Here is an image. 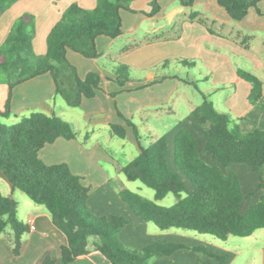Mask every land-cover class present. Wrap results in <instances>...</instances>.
I'll return each instance as SVG.
<instances>
[{
    "label": "crops",
    "instance_id": "obj_1",
    "mask_svg": "<svg viewBox=\"0 0 264 264\" xmlns=\"http://www.w3.org/2000/svg\"><path fill=\"white\" fill-rule=\"evenodd\" d=\"M152 2L135 0L130 5L133 12L121 11L123 35L117 39L97 38V59L85 58L71 50L67 52V59L77 68L82 80L89 73L100 75L101 89L94 98L84 99L79 107H70L56 94L54 80L46 74L16 86L12 90L10 114L4 116L10 89L7 83L0 81V121L10 126L32 113H43L56 115L69 123L77 139H58L40 151V158L49 166L65 163L73 174L82 178L83 185L90 190L88 208L92 214L124 217L129 221L120 233L125 246L142 249L162 243L187 247L169 257L153 258L149 264H222L215 256L225 255V264H230L234 260L233 253L218 240L177 229L161 231L154 224L143 222L121 200L119 193L129 190L154 200L155 193L151 195L141 182L127 179L123 168L140 155L141 147L147 148L164 137L168 145L169 168L177 172L174 140L184 130L195 137L199 154L206 164L220 168L226 176H238L244 194L242 214L261 199L264 189L259 190V176L247 165L223 166L205 153L207 140L199 122L192 116L199 105L196 101L190 102L184 91L194 87L200 97V92L204 93L217 110L230 113L245 134L264 130V112L251 106V86L237 75L240 69L257 76L264 84V0L251 8L240 22L232 20L215 0H195L190 10L179 4V0H159L160 12L149 17L145 13L152 11ZM73 4L93 10L97 0L18 1L0 17V46L14 22L24 13H30L36 22L34 52L44 56L50 32ZM187 11L198 12L207 26L190 21ZM131 43L130 47L135 46L134 49L125 51ZM179 58L195 62V67H184L181 72H175L179 65H164L166 61ZM118 62L134 70L131 82L123 87L106 71V64ZM192 71L200 75L190 78ZM201 82L203 88L199 87ZM183 105L188 106L185 115L180 113ZM126 120L136 126L140 142ZM113 125L126 130L124 139L114 135ZM183 178L187 190L192 191L189 181ZM0 193L17 202V216L29 228L19 257L12 252V230L8 228L0 236L1 264H36L49 250L56 253V264H64L60 251L67 244V238L54 225L47 209L34 204L24 193L15 191L1 170ZM168 196L158 204L163 207L176 204L174 196L175 201L165 205ZM90 239V254L70 264H111L93 248L96 239ZM196 248L204 253L196 252Z\"/></svg>",
    "mask_w": 264,
    "mask_h": 264
},
{
    "label": "trees",
    "instance_id": "obj_2",
    "mask_svg": "<svg viewBox=\"0 0 264 264\" xmlns=\"http://www.w3.org/2000/svg\"><path fill=\"white\" fill-rule=\"evenodd\" d=\"M20 0H0V17ZM135 0H97L93 10L77 4L71 5L47 39V53L37 56L33 41L36 33L35 17L24 13L12 25L0 46V81L10 89L4 116L10 114L12 90L29 80L50 74L56 94L70 107H79L84 99L94 98L101 89V77L89 73L82 80L78 70L67 59L69 50L88 59H97L96 40L101 36L117 39L123 35L121 11L131 10ZM185 7H193L195 0H179ZM228 16L237 22L247 17L251 8L261 0H215ZM149 17L157 15L159 0H153ZM190 21L207 26L198 12H191ZM128 47L125 51H130ZM166 61L164 65H167ZM184 67H195L194 62L181 60ZM113 80L121 87L131 82V69L116 64ZM238 77L249 83V103L264 112V84L255 75L237 70ZM201 104L192 116L199 122L207 140L205 153L223 166L247 165L259 176V190L264 189V130L243 133L237 120L228 112L217 110L208 97L200 92ZM138 130L132 121L126 120ZM115 136L124 139L126 130L111 126ZM58 139L74 141L77 134L69 123L56 115L32 113L14 125L0 121V170L16 191L24 193L34 204L43 206L54 225L66 236L67 244L61 248V259L70 264L88 256V240L95 238L93 248L111 264H149L153 258L172 256L187 249L180 244L154 243L142 249H132L120 240L121 230L129 224L124 217L95 216L88 208L90 190L82 178L73 174L65 163L46 165L40 151ZM140 155L123 168L130 181H139L154 191V200H148L129 190L119 193L121 200L145 223L154 224L161 231L177 229L209 235L226 242L230 237L247 238L264 229V195L245 213H241L244 200L241 183L236 174L226 176L220 168L212 167L201 158L195 137L180 131L174 140L173 172L168 165V145L163 137L140 148ZM189 181L188 191L184 178ZM174 195L176 204L163 207L158 204L168 195ZM18 204L0 193V236L12 230V252L19 257L24 249V236L29 231L17 216ZM196 252L204 253L202 249ZM211 255V254H210ZM213 256V255H211ZM221 262L223 257L215 256ZM54 251H46L36 264H56ZM1 264V262H0Z\"/></svg>",
    "mask_w": 264,
    "mask_h": 264
},
{
    "label": "rangeland",
    "instance_id": "obj_3",
    "mask_svg": "<svg viewBox=\"0 0 264 264\" xmlns=\"http://www.w3.org/2000/svg\"><path fill=\"white\" fill-rule=\"evenodd\" d=\"M179 4H180V1H179ZM190 9H191V7H187V10H190ZM188 12L190 13V11H187V13ZM130 45H133V43L129 44L128 46L130 47ZM134 47L135 46H133V49H134ZM181 60H183V59L179 58L178 60H170L169 63L179 65V70H177L175 67V72H177V71L181 72L182 71L181 68H184V66L181 63H179ZM189 61L193 62L191 60H189ZM117 64H122V63L118 62ZM115 65L116 64H112V63H110L109 65H107V64L105 65L107 74L112 76V78H113L112 70H113V67ZM124 65H126V64H124ZM127 66H129V65H127ZM129 67L131 69V74H134L133 68L131 66H129ZM185 68H187V67H185ZM189 69H192V68H189ZM184 74L186 75V73H179V74L177 73V75H179V76H182ZM194 75H196L198 77L200 74H197V71H195V72L192 71L190 74V78L194 77ZM209 77H210V75H209ZM199 87L200 88L204 87L202 82L199 83ZM184 92L187 96V99L190 102L195 103V101H196V105L201 104L202 98L200 97V95L196 94V92H198L196 90V88L188 87V90L186 89ZM187 107L188 106L183 105L181 110H180V113L185 115L188 111ZM143 188H144V190H146L151 195H154V191L152 189L147 188L144 185H143ZM168 200L169 201L166 202L165 205H169L170 202L175 201L174 195L170 194L168 196ZM205 236L214 238V237L209 236V235H205ZM214 239H216V238H214ZM90 240H94V239L91 238ZM219 242H220L219 243L220 245H222L223 247H226L227 249H229L233 253L232 257L234 256V260L230 264H264V229L256 231L252 236L247 237V238L231 237L226 242H222V241H219ZM219 257L224 258V262H221V263L225 264L227 261L226 255L225 256H219ZM232 257H230V258H232Z\"/></svg>",
    "mask_w": 264,
    "mask_h": 264
}]
</instances>
